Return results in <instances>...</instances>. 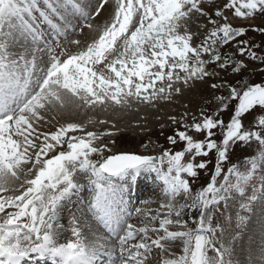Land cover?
I'll list each match as a JSON object with an SVG mask.
<instances>
[{
    "label": "snow or ice",
    "instance_id": "obj_1",
    "mask_svg": "<svg viewBox=\"0 0 264 264\" xmlns=\"http://www.w3.org/2000/svg\"><path fill=\"white\" fill-rule=\"evenodd\" d=\"M257 17L264 0H0V264H264ZM201 86L159 153L103 140L97 114ZM141 178L155 198L137 204Z\"/></svg>",
    "mask_w": 264,
    "mask_h": 264
},
{
    "label": "rangeland",
    "instance_id": "obj_2",
    "mask_svg": "<svg viewBox=\"0 0 264 264\" xmlns=\"http://www.w3.org/2000/svg\"><path fill=\"white\" fill-rule=\"evenodd\" d=\"M215 2L216 0H213V3ZM110 12L111 7H108L107 11H102L101 16L98 18V22L102 23L108 17ZM232 22L234 25L244 23L238 18L233 19ZM249 23L255 26H261L264 25V18L257 17ZM88 35V29L85 28L83 37L77 38H87ZM248 35L256 42L264 41V36L258 33L250 32ZM260 78L261 77L258 75L253 79L259 81ZM210 95L211 93L209 90L206 87L201 86L194 91H188L184 95L175 97L172 102L161 101L156 109L142 108L139 112H131L127 115L119 117H114L112 115L105 117L104 114H97L98 119L107 118L115 123V129H113L115 135L111 137H104L103 140H114V151L133 150L142 154L159 153L161 151V148L159 147L160 145L169 147L165 137L172 132V128L170 126H166L162 134L160 123L163 122L166 125H169L170 122L168 121V117L182 114L185 111V105H187L188 108L195 113L204 103V98L210 97ZM157 117H160V119H157ZM78 119L86 120L87 115L78 117ZM109 128L110 125H90L88 130L103 132ZM149 142H151L149 147L145 149L142 145L148 144ZM245 154L246 153H242L238 149L237 154L234 157V161L241 159ZM208 180L209 176L201 175L196 186L199 187L204 185ZM135 189L138 190L137 193L134 192ZM132 192L136 194L133 195V202L137 204L141 200L148 199L150 197L155 198L154 188L151 182L146 178L139 179Z\"/></svg>",
    "mask_w": 264,
    "mask_h": 264
},
{
    "label": "bare ground",
    "instance_id": "obj_3",
    "mask_svg": "<svg viewBox=\"0 0 264 264\" xmlns=\"http://www.w3.org/2000/svg\"><path fill=\"white\" fill-rule=\"evenodd\" d=\"M137 192H138V190L136 189L135 193H137ZM144 194H145V193H144ZM144 194H143V195H144Z\"/></svg>",
    "mask_w": 264,
    "mask_h": 264
}]
</instances>
